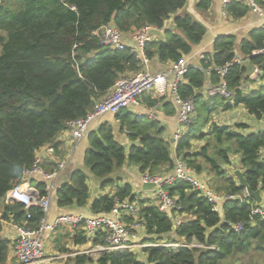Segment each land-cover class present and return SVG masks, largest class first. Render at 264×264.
Instances as JSON below:
<instances>
[{
    "label": "trees",
    "instance_id": "trees-1",
    "mask_svg": "<svg viewBox=\"0 0 264 264\" xmlns=\"http://www.w3.org/2000/svg\"><path fill=\"white\" fill-rule=\"evenodd\" d=\"M264 5V0H258ZM188 0H1L0 1V264H6L10 240L2 235L4 223L11 221L39 227L46 213L40 206L26 208L23 203L7 200L8 192L19 185L23 171L30 169L36 150L53 145L59 150L57 136L67 129L69 121L86 116L96 103L124 76L143 70V64L131 48L113 49L101 45L94 32L111 23L122 32H134L144 25L165 27L173 18L174 29L167 30L165 40L147 43L145 51L150 59L176 62L188 57L207 34V27L186 10ZM211 0H200L197 7L207 9ZM235 18L245 16L249 6L232 1L226 8ZM264 46V30L252 33L242 42V52L264 68L260 55L253 54ZM236 59L234 37L224 36L215 42L214 54H207L202 67L190 66L179 85L183 98H192L197 120L185 136L177 142V158H182L195 174L206 173L210 186L222 195H241L242 198L224 202L221 211L186 181H175L167 186L177 198L181 210L161 211L156 200H138L130 184L118 186L113 194L95 199L94 214L111 213L115 202L130 200L137 203L138 220L143 224L142 241L146 243L194 241L215 248L181 246L143 248L140 257L135 251H112L98 257L78 254L73 264H243L253 253L264 255V218L253 215L256 201L245 196V189L228 166L239 155V167L253 190L261 189L264 196V132L244 134L238 131L244 124L220 125L210 119L211 113L243 105L257 119L264 118V89L246 93L242 81L246 72L241 63L231 65L225 75L234 92L233 101L219 96L199 94L210 68L214 83L221 82L219 68ZM153 104V103H152ZM116 115L121 131L135 143L129 150L116 136L108 122L90 133V148L85 166L95 177L107 178L126 162L139 166L142 173L162 175L175 164L172 144L166 140L157 123L143 115L133 114L128 108ZM207 130L204 131V127ZM203 141L194 147L193 141ZM43 163L48 171L55 163ZM176 165L172 174L175 171ZM168 175V176H169ZM88 173L74 171L69 182L57 191L59 207H84L90 198ZM47 182L39 180L36 188L40 198L49 196ZM155 190V189H154ZM6 199V202H5ZM178 215H183L177 223ZM126 215L127 223L134 222ZM242 223L237 231L233 225ZM67 235L75 245L89 242L82 226ZM61 236V234H60ZM105 234L99 233L94 244L104 243ZM59 242V240L57 241ZM59 243H57L58 246ZM59 251L69 249L60 245ZM71 252V251H70ZM264 264V261L263 263Z\"/></svg>",
    "mask_w": 264,
    "mask_h": 264
},
{
    "label": "built area",
    "instance_id": "built-area-1",
    "mask_svg": "<svg viewBox=\"0 0 264 264\" xmlns=\"http://www.w3.org/2000/svg\"><path fill=\"white\" fill-rule=\"evenodd\" d=\"M1 1V0H0ZM223 6L226 9L227 5L235 0H222ZM246 2L253 10L263 15V30H264V7L258 0H236ZM160 29L154 25H144L143 27L131 33V38L135 42V47H129L125 37V33L117 27L108 23L103 25L94 34L100 38L101 45L111 47L113 49L124 50L131 48V51L137 54L141 59L143 68L141 72L134 75H127L119 78L113 87L99 100L95 109L84 117L69 121L67 129L72 137L76 140L84 137L91 123L98 117L106 114H117L124 108H129L132 105H138L142 95L148 91H154L158 96L167 95L169 92L175 95L176 102L180 107L179 127L175 133L174 139L178 142L184 136L185 132L190 128L196 120V105L192 98H183L178 93V88L184 79V75L190 66L195 64L189 62L187 57H182L176 62L171 63V71L174 74V79L171 80L167 73H154L149 69L151 59L147 56L145 48L148 42L152 39V32ZM253 54L260 55L264 61V46L256 49ZM240 63L238 59L228 62L225 66L219 68L221 82L210 87L204 93L206 97H222L227 101H233L234 92L229 88L225 79V75L231 65ZM55 148L53 145H46L36 150V159L30 169L23 171L19 185L10 191V199L14 202L23 203L26 208L31 206H40L45 213L48 212L50 206L49 196L40 198L39 191L30 184V180L34 177L42 180H50L55 178L60 170L65 166L64 162L58 164V167L52 171H46L43 168V160L51 155H54ZM186 181L190 183L196 190L200 191L210 203L214 205V209L220 211V203L223 201L242 198L241 195H222L217 193L209 184L208 181L200 179L197 174L191 169L184 159L177 158L175 171L169 176L150 175L145 173L143 181L147 183H155V200L161 211L171 212L173 210H181L177 198L172 196L167 186L172 185L175 181ZM28 184H27V183ZM27 184L26 185H24ZM27 187L26 190L22 189ZM16 193L19 201L13 196ZM13 196V197H12ZM245 196L247 193L245 192ZM113 216L99 217H83L76 214H62L55 218L52 223L46 221L45 217L41 220L39 227H31L23 223L19 225L20 236L14 244L15 261L11 264H52L60 255H53L47 252L45 243V233L54 231L59 227H69L78 229L82 226L88 244L83 249L76 250L71 255L90 254L94 257L100 256L102 253L112 251H135L137 248H145L150 246H164L170 248H178L181 246H190L197 248H215L206 246L197 241L191 244L181 242H160L146 243L141 241V232H143V224L138 220L137 203L130 200L117 199L111 211ZM252 214L260 215L264 218V204L256 205L252 209ZM126 215L135 217L133 223H127L124 220ZM183 217L177 220L181 222ZM237 231L243 229V224L233 225ZM104 233V243L94 244L93 239L99 234Z\"/></svg>",
    "mask_w": 264,
    "mask_h": 264
},
{
    "label": "crops",
    "instance_id": "crops-1",
    "mask_svg": "<svg viewBox=\"0 0 264 264\" xmlns=\"http://www.w3.org/2000/svg\"><path fill=\"white\" fill-rule=\"evenodd\" d=\"M200 0H188L186 5V10L192 13L198 20L202 21L207 27V34L203 41L194 47L193 52L187 57L189 62L195 64V66L202 67L203 59L207 54H214L215 52V42L217 39L224 36H233L236 43V59L245 66L246 72L242 81L241 88L246 92L250 93L256 89H264V68L261 64H256L252 61L251 57L245 55L242 52V42L245 40H250L252 33L258 29H263V15L259 12L253 10L246 2H243L249 6V11L245 16L240 18H235L231 12L223 6L222 0H211V4L207 9H201L197 11V4ZM264 7V5H262ZM173 18L168 19L165 22V27L154 30L152 32L153 40H165L167 36L168 29H174ZM132 32H125V37L129 47H135V42L131 38ZM149 69L154 73H167L171 80L174 79V74L170 70L171 62H160L157 59H151L149 64ZM144 70V68H143ZM206 82L203 88L198 90L199 94L205 93L207 89L216 85L211 79L210 68L206 70ZM205 96V95H204ZM222 98V97H221ZM153 103V104H152ZM133 114L143 115L147 118L155 121L157 123L158 129L163 130V137L170 141L172 144V156L176 165L177 153L176 146L177 141L174 139L175 133L179 127V118H180V107L176 102L175 95L169 92L167 95L158 96L154 91H148L142 95L138 105H132L128 108ZM246 115L251 116L249 122L241 120V116L245 117ZM98 119V118H97ZM210 119L217 122L220 125H230L233 124H244L243 128H239L238 131L249 134V133H258L264 132V118L257 119L253 115L249 114L243 105L235 106L232 109L225 110L222 105L214 110ZM197 120V117H196ZM195 120V121H196ZM109 123L113 126L117 138L125 144L127 149L131 147L132 144H139L138 140L132 142L128 137V132L121 131V123L116 119L115 114H106L96 121V119L91 123L87 134L79 140H76L72 137L68 130H64L57 136V142L59 143V150H55L54 155H51L43 160V163H46L49 169V163H55L56 168L61 162L65 163V166L60 170L59 174L50 180H44L47 182V190L50 198L49 210L46 213L45 219L47 222L52 223L55 218L62 214H76L83 217H99V216H113L112 213L109 214H94L91 210V205L95 199L106 194H113L116 191L118 186H125L127 184L132 185L133 192L137 195L138 200L155 198V190H145L143 188V175L140 171L139 166L131 165L126 162L121 168L113 172L107 180L110 181L109 185L102 187L103 179L95 177L89 172L85 166L86 154L90 148L89 144V135L91 132L98 130L101 125ZM204 127V126H203ZM207 127H204V131L207 130ZM189 130V129H188ZM188 130L185 132L187 133ZM204 143L200 140L193 141L194 147L200 146ZM240 157L236 155L233 157V166L239 167ZM173 168L169 170L168 166L163 167V174L169 175L172 172ZM238 165V166H237ZM233 166L230 169H232ZM236 168V169H237ZM77 169H85L88 173V183L90 186V198L88 204L84 207H79L77 205H72L69 207H59L57 203V191L65 183L69 182L72 178V175ZM241 169V168H240ZM48 171V170H46ZM232 171H234L232 169ZM52 172V171H49ZM200 179L209 182V176L206 173L197 175ZM41 178H32L30 184L32 187L36 188V184ZM17 186V185H16ZM15 186V187H16ZM24 190L27 187L23 186ZM13 189V188H12ZM11 189V190H12ZM10 190V191H11ZM10 191L8 192L7 199L10 202H14L10 199ZM263 195V194H262ZM224 202L220 203V209L222 210ZM3 213V209L0 210V216ZM183 217V215H178L177 220ZM66 227V226H64ZM68 231L74 233V229L69 227ZM61 227L57 228L54 231H48L45 233V243L47 252L52 253L51 242L56 239V242L60 237ZM2 235L10 240V247L8 253V259L6 264H11L15 261L14 257V244L18 237L20 236L19 226L11 221L4 223ZM143 232H141V238ZM72 243V240H70ZM142 241V240H141ZM75 247H84L88 244H78ZM81 249V248H80ZM57 252V251H56ZM55 252V255L58 253Z\"/></svg>",
    "mask_w": 264,
    "mask_h": 264
},
{
    "label": "rangeland",
    "instance_id": "rangeland-1",
    "mask_svg": "<svg viewBox=\"0 0 264 264\" xmlns=\"http://www.w3.org/2000/svg\"><path fill=\"white\" fill-rule=\"evenodd\" d=\"M197 9V11H200L201 9L199 8V7H197L196 8ZM197 112V111H196ZM197 116V115H196ZM251 116H249V115H246L245 117H243V116H241V120H243V118L245 119V121H247V122H249V119H253V118H250ZM98 119H99V117H98ZM97 118H96V121L98 120ZM236 124H233V126H235ZM232 160H233V158H232ZM232 166H233V163H232ZM236 166V164L232 167V169L233 170H235L237 167H235ZM238 166V165H237ZM229 167V166H228ZM229 168H231V167H229ZM232 169H231V173L233 174V171H232ZM27 183V182H26ZM28 184V183H27ZM27 184H25L24 183V185H26L27 186ZM23 185V186H24ZM8 200V199H7ZM9 202H10V200H8ZM5 202H6V199H5ZM10 203H12V202H10ZM220 211H221V209H220ZM67 231H68V228L67 227H61V230H60V233H61V236L59 237V242H56V239H55V241L53 240L52 242H51V247H52V250H53V252L52 253H54L53 255H55V252L56 253H58L59 252V254L58 255H60V254H62V257H60V258H56L53 262H52V264H73V262H72V258L74 257L73 255H71L73 252H75L76 250H79L80 248L81 249H83L84 247H75L72 243H71V239L69 238V236L67 235ZM57 243H59L58 244V246H57ZM60 245H64V246H66L68 249H69V251H67V252H61V251H59V246ZM71 251V252H70ZM135 252L136 253H138V255L141 257L142 256V253H144V250H143V248H137L136 250H135ZM263 261H264V255L263 254H260V253H258V252H256V253H253L252 255H250L249 257H247L246 258V260H244V262H243V264H262L263 263Z\"/></svg>",
    "mask_w": 264,
    "mask_h": 264
},
{
    "label": "water",
    "instance_id": "water-1",
    "mask_svg": "<svg viewBox=\"0 0 264 264\" xmlns=\"http://www.w3.org/2000/svg\"><path fill=\"white\" fill-rule=\"evenodd\" d=\"M233 175L237 178L239 185L245 189L247 196L256 201V205L261 206L264 204V196L262 195L261 189L253 190L251 188L242 169H235ZM142 186L145 190H154L157 185L155 183L144 182Z\"/></svg>",
    "mask_w": 264,
    "mask_h": 264
},
{
    "label": "clouds",
    "instance_id": "clouds-1",
    "mask_svg": "<svg viewBox=\"0 0 264 264\" xmlns=\"http://www.w3.org/2000/svg\"><path fill=\"white\" fill-rule=\"evenodd\" d=\"M22 189H23V188H22ZM13 196L19 201V198H18V196H16V193H15V192L13 193ZM13 196H12V197H13Z\"/></svg>",
    "mask_w": 264,
    "mask_h": 264
}]
</instances>
